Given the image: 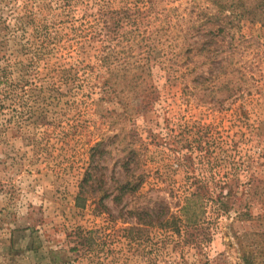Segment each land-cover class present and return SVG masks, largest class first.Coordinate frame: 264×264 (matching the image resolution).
<instances>
[{
	"label": "rangeland",
	"instance_id": "1",
	"mask_svg": "<svg viewBox=\"0 0 264 264\" xmlns=\"http://www.w3.org/2000/svg\"><path fill=\"white\" fill-rule=\"evenodd\" d=\"M204 6L0 0L14 90L0 91V264H53L52 250L65 264H264V19L193 35L209 44L188 61H204V80L168 76L140 41L116 47L123 60L96 57L104 26L176 35ZM24 7L43 10L44 28L18 22Z\"/></svg>",
	"mask_w": 264,
	"mask_h": 264
},
{
	"label": "trees",
	"instance_id": "2",
	"mask_svg": "<svg viewBox=\"0 0 264 264\" xmlns=\"http://www.w3.org/2000/svg\"><path fill=\"white\" fill-rule=\"evenodd\" d=\"M222 0H206L208 6L212 7L214 11L210 10L208 6H204V8H199V21H189L191 22L187 29L183 27V25L179 26V31L176 35L169 34L174 27L171 23H168V32L163 34L158 30H146L144 32L135 30L133 33L130 32V36H126L124 31H120L122 28V22L117 28H109L103 27L102 31L106 36L105 39H102L100 48L95 47L96 57L100 65H106L111 63L113 60H117L119 58L125 59L126 57L120 55V52L116 47L125 48L123 44H129V48H132L133 45H137L142 42L144 47L143 57L144 60L151 62L154 58H159L161 66L164 68L163 70L168 76H172L174 78L181 76L186 77L187 75L192 74L193 72L200 76L202 80L206 78L205 71L200 68L204 65V61H201L199 64L197 62L193 63V67L191 68L188 61H191L196 56L205 57V53L207 52V46L209 45L207 41L203 39H194L193 35L195 34H212L213 37L219 36V32L223 33V35H229L230 30L235 28L237 25L235 22L239 21L238 19L241 16H244L248 12H254L257 14V17H261L264 19V0H241L238 6H242V9H238L237 13L235 12L234 7L232 6L233 1L231 0L229 7V14L225 13L224 7H220ZM248 2V3H247ZM225 3V1L223 2ZM222 3V4H223ZM238 8V7H237ZM229 10V9H227ZM43 12L41 9L40 12H34L24 7V15L18 17V22L20 24L23 23L24 27L26 25L34 26V29L44 28L42 25V18L38 13ZM198 20V19H197ZM119 22V21H118ZM208 22H218L216 25V30L214 29H206V25ZM187 31H193L187 32ZM45 36V35H44ZM47 36V35H46ZM33 44L35 49V54L32 58H36L39 53L42 52V48L44 46L43 43H39L37 38L34 36ZM46 40V39H45ZM221 42V40H220ZM32 44V45H33ZM157 44L161 45V48L157 47ZM119 52V53H118ZM191 59V60H190ZM194 61V60H193ZM82 61L77 60V64L71 65L68 69H62L60 73L57 75L60 83H69L72 82L73 77L76 75L79 65ZM0 75V91L4 94V97H9L12 92L11 87H9V79L8 76L5 75V68L2 69ZM55 77H53L54 79ZM223 203V201H222ZM77 244V241H75ZM90 245V243H89ZM75 248V247H74ZM93 250V248H91ZM60 251L52 250L51 254L53 255V264H65V257L59 254Z\"/></svg>",
	"mask_w": 264,
	"mask_h": 264
}]
</instances>
